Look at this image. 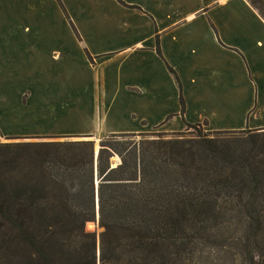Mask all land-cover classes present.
Listing matches in <instances>:
<instances>
[{"label":"crops","instance_id":"obj_1","mask_svg":"<svg viewBox=\"0 0 264 264\" xmlns=\"http://www.w3.org/2000/svg\"><path fill=\"white\" fill-rule=\"evenodd\" d=\"M185 123L264 129V19L247 0H0L3 137Z\"/></svg>","mask_w":264,"mask_h":264},{"label":"trees","instance_id":"obj_2","mask_svg":"<svg viewBox=\"0 0 264 264\" xmlns=\"http://www.w3.org/2000/svg\"><path fill=\"white\" fill-rule=\"evenodd\" d=\"M243 131L6 137L0 264H264V154L220 137Z\"/></svg>","mask_w":264,"mask_h":264},{"label":"rangeland","instance_id":"obj_3","mask_svg":"<svg viewBox=\"0 0 264 264\" xmlns=\"http://www.w3.org/2000/svg\"><path fill=\"white\" fill-rule=\"evenodd\" d=\"M256 5L260 8V10L264 13V1L263 4L261 2H256ZM263 5V6H262ZM76 123V122H75ZM77 125H74L73 129H76ZM200 128L202 129L203 132L204 128L202 126V124H200ZM143 132H147V133H151V132H164L163 130L159 129V128H152V129H148L146 131ZM193 135L195 133H192ZM153 135V134H150ZM193 135H187L186 138H191V136ZM95 140V149H97L98 147V142L100 140V136H92ZM104 137V136H103ZM222 137L224 140H226L227 143H229V145L235 149V151L237 152H244V153H258V154H264V130H249V131H243V132H237V133H233V134H225ZM21 138H29V137H21ZM5 141H12V140H8L6 139V137H3V135L0 132V142H5ZM229 230H234L232 227H228ZM238 233L236 231H234L233 233H231V235ZM227 249L229 250V247H227ZM230 249H232L230 247ZM217 250L215 249H210L207 250V253L211 254V259L217 257V259H221V257H223L225 259V261H230L231 257H234V264H244V262H242V256H239L237 254H233L234 256H229L226 255L224 253V251H221L220 253L216 252ZM218 255V256H217ZM227 263H231V262H227ZM254 264H259L258 260L254 261Z\"/></svg>","mask_w":264,"mask_h":264}]
</instances>
